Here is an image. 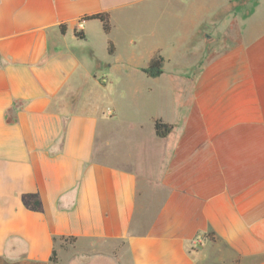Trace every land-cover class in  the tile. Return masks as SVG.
Instances as JSON below:
<instances>
[{
	"label": "crops",
	"instance_id": "obj_1",
	"mask_svg": "<svg viewBox=\"0 0 264 264\" xmlns=\"http://www.w3.org/2000/svg\"><path fill=\"white\" fill-rule=\"evenodd\" d=\"M156 55L162 138L109 94ZM0 264H264V0H0Z\"/></svg>",
	"mask_w": 264,
	"mask_h": 264
},
{
	"label": "rangeland",
	"instance_id": "obj_2",
	"mask_svg": "<svg viewBox=\"0 0 264 264\" xmlns=\"http://www.w3.org/2000/svg\"><path fill=\"white\" fill-rule=\"evenodd\" d=\"M222 13V14H221ZM218 14L217 18L220 21L224 17L225 12ZM146 16V17H145ZM154 17H147L146 13L142 12L141 18L143 20H155ZM109 52V51H108ZM111 53V52H109ZM183 59L180 56L173 63L179 65L185 58L191 56L184 55ZM190 61V60H189ZM185 61L183 66L192 65L191 62ZM180 66H174L172 68V74H165V77L156 80V78H146L143 72L132 68L122 80L117 81V87H112V91L109 94L112 97L115 96L114 91L122 93L123 101H118L120 106L121 117L125 119H133L139 122V133H148L151 131V127L148 124L149 117L162 118L165 121H170L172 129L170 132H180L184 127V119L190 109V102L192 100V91L188 85V81L191 77H179L177 72L180 71ZM174 72V73H173ZM108 79L115 81L116 78L107 76ZM120 86V87H119ZM187 87V88H186ZM128 91H127V90ZM109 100H107V103ZM130 103L136 104L135 108H130ZM109 105V103H108ZM109 107V106H108ZM111 118H114L111 117ZM114 123V122H113ZM127 123L119 124L117 129H121L126 132H132ZM154 128V126H153ZM136 132V131H133Z\"/></svg>",
	"mask_w": 264,
	"mask_h": 264
},
{
	"label": "trees",
	"instance_id": "obj_3",
	"mask_svg": "<svg viewBox=\"0 0 264 264\" xmlns=\"http://www.w3.org/2000/svg\"><path fill=\"white\" fill-rule=\"evenodd\" d=\"M96 20L102 24L103 30L107 33L110 30V20L106 13H92L81 17L82 22ZM111 52V47L109 48ZM143 73L148 78H156L162 73V59L159 55L154 56L147 64ZM154 132L156 136L162 138L170 133L172 126L164 124L161 120L154 121ZM54 255V254H52Z\"/></svg>",
	"mask_w": 264,
	"mask_h": 264
},
{
	"label": "built area",
	"instance_id": "obj_4",
	"mask_svg": "<svg viewBox=\"0 0 264 264\" xmlns=\"http://www.w3.org/2000/svg\"><path fill=\"white\" fill-rule=\"evenodd\" d=\"M108 115H110V113H109ZM198 241H200V238H199V240H198Z\"/></svg>",
	"mask_w": 264,
	"mask_h": 264
}]
</instances>
